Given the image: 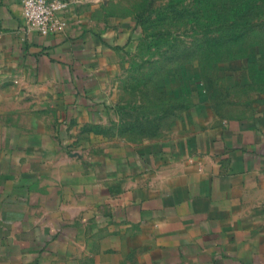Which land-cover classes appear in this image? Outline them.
I'll list each match as a JSON object with an SVG mask.
<instances>
[{"label": "crops", "instance_id": "1", "mask_svg": "<svg viewBox=\"0 0 264 264\" xmlns=\"http://www.w3.org/2000/svg\"><path fill=\"white\" fill-rule=\"evenodd\" d=\"M22 4L0 0V264H264L260 65L193 77L137 137L130 32L72 0L41 34Z\"/></svg>", "mask_w": 264, "mask_h": 264}, {"label": "rangeland", "instance_id": "2", "mask_svg": "<svg viewBox=\"0 0 264 264\" xmlns=\"http://www.w3.org/2000/svg\"><path fill=\"white\" fill-rule=\"evenodd\" d=\"M73 2L89 11L102 29L125 27L130 32L132 68L118 96L121 132L138 137L145 119L156 121L170 113L178 104L173 95L193 77L228 84L236 74L251 76L257 65L264 71V0ZM260 84L263 88V77Z\"/></svg>", "mask_w": 264, "mask_h": 264}, {"label": "built area", "instance_id": "3", "mask_svg": "<svg viewBox=\"0 0 264 264\" xmlns=\"http://www.w3.org/2000/svg\"><path fill=\"white\" fill-rule=\"evenodd\" d=\"M72 0H23L26 24L41 34L63 32L68 20L65 17Z\"/></svg>", "mask_w": 264, "mask_h": 264}]
</instances>
